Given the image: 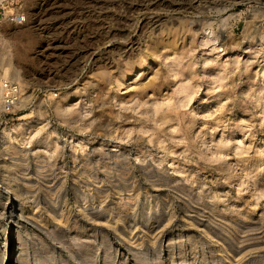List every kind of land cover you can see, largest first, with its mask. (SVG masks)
<instances>
[{
    "label": "rangeland",
    "instance_id": "rangeland-1",
    "mask_svg": "<svg viewBox=\"0 0 264 264\" xmlns=\"http://www.w3.org/2000/svg\"><path fill=\"white\" fill-rule=\"evenodd\" d=\"M247 1L0 0V74L56 93L0 123V260L264 264V23L227 12Z\"/></svg>",
    "mask_w": 264,
    "mask_h": 264
},
{
    "label": "built area",
    "instance_id": "built-area-1",
    "mask_svg": "<svg viewBox=\"0 0 264 264\" xmlns=\"http://www.w3.org/2000/svg\"><path fill=\"white\" fill-rule=\"evenodd\" d=\"M227 12L232 16L239 14L252 17L254 15L259 17L260 23H264V0L247 1L230 7ZM22 19L21 16L18 20ZM49 95L55 96L56 93L41 88L26 87L13 77H0V123H6L10 116L32 106L35 98Z\"/></svg>",
    "mask_w": 264,
    "mask_h": 264
},
{
    "label": "bare ground",
    "instance_id": "bare-ground-1",
    "mask_svg": "<svg viewBox=\"0 0 264 264\" xmlns=\"http://www.w3.org/2000/svg\"><path fill=\"white\" fill-rule=\"evenodd\" d=\"M152 9V8H151ZM248 19V16H247V18L245 19V21H247L248 23H249V20H247ZM157 25V24H156ZM163 35V34H162ZM1 60H3V62H7L8 63V65H9V67L11 68V73H12V75H14V77H15V79H17L18 81H20L19 80V77H20V70L19 69H17V68H15L14 66H11V58L9 57V56H2V58H1ZM3 70V72L0 74V77H3V76H9V77H12L10 74H9V72L8 73H5V68L4 69H2ZM13 77V78H14ZM26 83V82H25ZM23 84V83H22ZM24 85V84H23ZM25 86V85H24ZM63 95V94H62ZM50 141V140H49ZM45 142H47V141H45ZM49 143V142H48ZM46 145H48V144H46ZM11 167V166H10ZM9 168V167H8ZM12 169V168H11ZM10 172V171H9ZM8 186V185H7ZM11 186V185H10ZM12 187V186H11ZM11 187H3V188H0V193H2V195L4 196V198H5V202H8V201H10V202H14V199H16L15 198V196L13 195V191H15V189L14 190H11ZM18 187V186H17ZM16 192V191H15ZM26 194V193H25ZM1 195V194H0ZM16 195V194H15ZM19 196V195H18ZM23 196V195H22ZM23 197H25V195L23 196ZM17 198H19V197H17ZM21 199V198H20ZM27 199V198H26ZM25 199V200H26ZM22 200V199H21ZM18 201H19V199H18ZM29 201V200H28ZM4 202V201H3ZM24 202V201H23ZM27 202V201H26ZM23 204V203H22ZM26 204V203H25ZM24 204V205H25ZM28 204V203H27ZM30 206V205H29ZM25 207V206H24ZM5 208V207H4ZM3 209V208H2ZM26 209V208H25ZM33 209V208H32ZM4 210H6L5 212H8V215H10V217H11V220H12V216H15V218H16V213H17V207H15V209L14 210H12V209H10V208H6V209H4ZM26 211V210H25ZM2 212V211H1ZM3 213V212H2ZM18 214V213H17ZM26 214V213H25ZM24 216V215H23ZM14 222H16V221H14ZM14 224V223H13ZM11 230V229H10ZM12 232V231H11ZM11 232H7V235L3 238V241H4V244H5V246L7 245V241H12V239H13V237L11 238V236L9 235ZM3 244V243H2ZM4 250V253H3V256H2V258H1V260H0V264H14L15 262H16V258H17V256L19 255V253H18V251L16 252L15 250H11V249H9V250H7L6 251V248L5 249H3ZM20 251V250H19ZM21 252V251H20ZM16 260H15V259ZM15 260V261H14Z\"/></svg>",
    "mask_w": 264,
    "mask_h": 264
}]
</instances>
